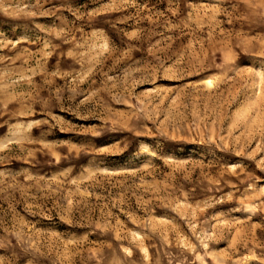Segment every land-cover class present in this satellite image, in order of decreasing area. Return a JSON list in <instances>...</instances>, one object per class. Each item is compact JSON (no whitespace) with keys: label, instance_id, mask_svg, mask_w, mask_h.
Returning a JSON list of instances; mask_svg holds the SVG:
<instances>
[{"label":"rangeland","instance_id":"1","mask_svg":"<svg viewBox=\"0 0 264 264\" xmlns=\"http://www.w3.org/2000/svg\"><path fill=\"white\" fill-rule=\"evenodd\" d=\"M0 264H264V0H0Z\"/></svg>","mask_w":264,"mask_h":264}]
</instances>
